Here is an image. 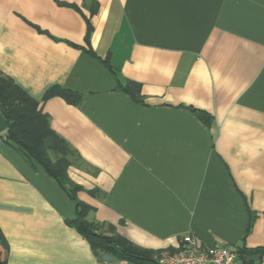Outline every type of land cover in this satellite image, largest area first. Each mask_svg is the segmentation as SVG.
<instances>
[{
  "label": "crops",
  "instance_id": "crops-1",
  "mask_svg": "<svg viewBox=\"0 0 264 264\" xmlns=\"http://www.w3.org/2000/svg\"><path fill=\"white\" fill-rule=\"evenodd\" d=\"M0 71L75 149L80 187L0 136L7 264H150L187 234L264 264V0H0ZM79 201L141 257L95 252Z\"/></svg>",
  "mask_w": 264,
  "mask_h": 264
},
{
  "label": "trees",
  "instance_id": "trees-1",
  "mask_svg": "<svg viewBox=\"0 0 264 264\" xmlns=\"http://www.w3.org/2000/svg\"><path fill=\"white\" fill-rule=\"evenodd\" d=\"M90 51L95 54L92 50ZM105 63L108 65L107 60H105ZM0 73L3 74L1 71ZM3 75L4 77L0 79V108L8 119V128L5 132L7 137L5 141L16 146L27 159L42 166L47 174L59 182L61 187L72 199H76L75 194L80 187L69 177L68 168L72 163L67 157V154L68 152H72L77 158L78 154L75 149L51 127L50 119L48 115L40 109L39 102L24 91L11 77L5 74ZM59 94L67 100L75 103H79L82 99L81 95L70 90L60 89ZM193 110L206 125H212L214 118L213 115L198 108H193ZM41 119L46 122L47 133L49 136L46 134L45 138L49 140V145L44 144L45 138L43 136H40L41 139L38 140L37 143H34L35 145H31L19 137L14 131V127L19 122H31L32 126L30 125V127H32V134L40 133L38 125ZM59 143H62L66 150H68L67 152L64 150L62 155L59 154ZM50 151L57 156L56 161L51 159ZM90 209L89 205L79 201L77 216L69 222L88 239L95 252L105 253L121 259H136L141 257L136 251L119 245L112 236L107 234V232H99L104 226L88 219ZM0 243L4 248L2 254L3 257L0 255V264H7L8 241L1 228ZM238 254L241 259V249H238ZM154 257L155 254L154 256H147V258H144L150 261V264H156ZM241 261L245 264L242 259Z\"/></svg>",
  "mask_w": 264,
  "mask_h": 264
},
{
  "label": "built area",
  "instance_id": "built-area-1",
  "mask_svg": "<svg viewBox=\"0 0 264 264\" xmlns=\"http://www.w3.org/2000/svg\"><path fill=\"white\" fill-rule=\"evenodd\" d=\"M154 258L156 264H243L236 246L204 245L191 234L183 237L176 251H161Z\"/></svg>",
  "mask_w": 264,
  "mask_h": 264
},
{
  "label": "rangeland",
  "instance_id": "rangeland-1",
  "mask_svg": "<svg viewBox=\"0 0 264 264\" xmlns=\"http://www.w3.org/2000/svg\"><path fill=\"white\" fill-rule=\"evenodd\" d=\"M3 77H4V75L0 73V79H2ZM30 125H31V122H28V123L19 122L14 127V131L19 137H21L23 140H25L27 143H29L31 145H35L34 143H37V141L41 139L40 136H43L44 138H45L46 134H47V136H49L48 133H47L46 122L43 119H41L39 121V125H38L40 133H33L32 134V132H31L32 127H30ZM0 136L2 138H4V139H6V137H7L5 132L0 134ZM44 144H47V145L50 144V142H49V140L47 138H45ZM59 146H60L59 154L62 155L63 151L66 150V148L64 147V145L62 143H59ZM67 151L68 150H66V152ZM50 156H51V159H53L54 161L57 160V156H55L52 151H50ZM67 157L70 159L72 164L78 162L77 156L74 153H72V152H68ZM99 232L104 233V232H107V230L105 228H101L99 230ZM3 250H4V248H3L2 244L0 243V255L2 257H3V255H2L3 254Z\"/></svg>",
  "mask_w": 264,
  "mask_h": 264
},
{
  "label": "water",
  "instance_id": "water-1",
  "mask_svg": "<svg viewBox=\"0 0 264 264\" xmlns=\"http://www.w3.org/2000/svg\"><path fill=\"white\" fill-rule=\"evenodd\" d=\"M7 128H8V119L3 114L0 108V134L6 132Z\"/></svg>",
  "mask_w": 264,
  "mask_h": 264
}]
</instances>
